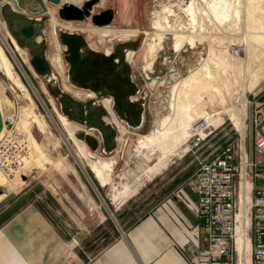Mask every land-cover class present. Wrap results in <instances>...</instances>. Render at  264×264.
Segmentation results:
<instances>
[{"label": "rangeland", "instance_id": "1", "mask_svg": "<svg viewBox=\"0 0 264 264\" xmlns=\"http://www.w3.org/2000/svg\"><path fill=\"white\" fill-rule=\"evenodd\" d=\"M8 1L15 10L28 15L30 13L29 8H31L32 4L36 3V0L35 2H32V0ZM189 1L190 0H103L98 6H93V12L100 11L107 7H111L114 10L113 19L109 25L140 30L138 34L129 38H140V41L135 49H129L133 51L134 54L133 58L128 61L133 79L138 84L140 90L147 89L145 85L146 73L150 77L158 75L166 79L165 86H160L158 89H155L153 96L146 98L145 120L142 127L136 130L128 128V131L124 134L118 133L117 136L120 135V139L116 141V148L113 152L104 154L100 149L98 150L100 156L113 158L112 172H110L111 180L106 184H100L94 177L89 166L81 158L79 159L87 173L88 170L91 173L87 175L79 168L75 159L76 157H74L64 139L67 136V129L60 126L56 117V112L60 111L58 103L48 92L44 78L37 74L30 65L28 51L24 49L26 54L20 49L10 51L0 35V44L12 63L11 66L13 71L11 77L0 69V82L2 84L1 102L3 110L4 112H17L18 124L20 125V111L25 102L30 103V99L28 98V95H30L31 100H33L32 106L34 111L39 118L44 119L48 124L45 129V135L38 127L35 125L32 126L33 136L35 140L44 147L45 152L53 159V161L47 163L45 167L33 166L27 169L26 172L21 173L19 189L17 191L8 192L2 198L0 201V212L8 210L12 206L15 207L16 204H18V208H20L26 203L34 202L48 215V217L61 222L69 231L66 232L68 236L72 237L76 235L74 239L78 244H81V236L84 235L85 238L82 240L86 241L84 251L86 254L93 253L105 242V234L102 232H112L111 235L116 232H124L132 220L138 219V217L142 215L143 196L145 194L144 189H146L150 181H153L157 176L174 165H182L190 168L196 166L195 163L191 162L193 161L192 152L181 154V148H184L183 144L182 147L179 148L180 150H178V153L171 154L168 157L164 167L147 175L146 169L156 161L158 151L156 150L153 154L151 153L149 158L143 154L144 152H146V154L149 153L145 148L142 149L143 153L142 151H137L138 137L155 129L158 118L171 112V108L168 106L170 85L181 76L183 77L186 75L190 70L189 68L192 69L199 65L198 62L201 57L206 54V42L197 43L194 47L184 46L183 50H173L171 48L173 43L172 35L168 32L163 37L161 45L157 50L156 57L150 64V67L145 66L150 60L149 54L146 55L145 53L147 47L146 43L150 38L149 36H151L150 34L157 31L156 27L153 28L152 25V21L156 18V11H161L163 5H169L174 12L169 14V16L167 13L165 14L168 16L169 23L175 22L179 25L182 24L181 27L175 26L171 30L180 32L184 30L187 25L189 16L185 13L183 7L187 5ZM245 1L246 0H240L239 8L243 6ZM1 2H3V0H0V4ZM45 2L43 1V3L46 4L44 7L42 2L40 3L42 9L38 10L42 12L41 14L48 13L50 15V20L52 17V8L49 5L50 3ZM258 3L264 6L263 0H260ZM197 5H199V2ZM46 6L49 7L47 8ZM263 10L264 9H262V11ZM53 15L57 20H60L56 13H53ZM185 15L187 16L186 21L184 20ZM0 18L3 20L1 15ZM49 20L45 24L47 42L46 55L48 57L50 54L51 63L55 67H58V62L55 63L52 58L54 53L52 47H50L52 42L50 33L55 34L61 50L63 44L60 40L59 30H74L81 32L93 47L102 52H104V49L107 47H110L112 51L114 44L120 41V39L110 35L105 36L103 42H99L98 33L91 32L89 28L94 25L90 18L83 21H69L71 24L80 25L74 28H65L58 24L53 26ZM215 25L216 28H214V32L224 31L220 27H217L218 25L216 22ZM115 27H113V29H116ZM1 31L5 35L9 34L5 23L1 26ZM229 32L239 34L240 32H244L243 23L239 25L238 29L230 30L226 28L225 34L227 36L232 35L228 34ZM221 33L216 32L218 36V38H216L217 42H221L225 39V36L221 35ZM221 45H228L227 51L231 58L243 55L244 44L234 40L228 42L225 39ZM234 46L239 47L240 52L238 55H232L230 53V47ZM61 50H59V53L63 60V76H59L55 68L51 66L58 76L60 85L63 86L62 83H67L65 80L67 63L63 59V52ZM263 77L264 76H262V78ZM246 78L248 79L249 77ZM16 81H18L19 84H17ZM253 90L248 92L247 90L245 91L247 97L245 117L247 136L250 134V124L248 123L250 103L248 95ZM68 93L70 92L68 91ZM70 94L73 96L72 93ZM77 99L83 100L87 98ZM50 115H52L54 121L51 119ZM106 116L110 119L109 113H107ZM223 116L224 123L215 130L216 134L214 136L210 137L201 148L197 149L198 152H203V155H206L213 149H219L225 141L236 136V129L242 131L243 128L236 127L226 114H223ZM71 126V124L68 125L69 128ZM84 129V126H79V130ZM187 154L190 155L186 160H183V157ZM55 160H60L61 164L56 166L54 164ZM22 174L25 175V178L22 177L23 179L21 178ZM91 180L95 187L91 184ZM95 181L99 184V188L96 186ZM125 184L130 187L136 186V189L122 203H117V201L112 199L113 187L120 190ZM102 199L106 204H103L104 202H102ZM107 209L114 215L115 222L110 218ZM129 212H131L130 215H128ZM116 213L120 214L119 220L116 218ZM107 219L113 221L114 230L107 224ZM102 228L104 231H101Z\"/></svg>", "mask_w": 264, "mask_h": 264}, {"label": "bare ground", "instance_id": "2", "mask_svg": "<svg viewBox=\"0 0 264 264\" xmlns=\"http://www.w3.org/2000/svg\"><path fill=\"white\" fill-rule=\"evenodd\" d=\"M71 1L76 4L82 2V0ZM102 1L99 0L94 6H98ZM259 1L246 0L243 6L239 8L240 0H190L183 7V10L189 17L185 26L186 28L180 32L171 30L175 26L181 27L182 24L169 23L168 16L174 13L169 5H163L161 11H156V18L152 21V25L153 28L156 27L157 31L150 34L151 36H149L150 38L146 43L145 53L150 56L149 62L145 65L146 67H150V64L154 61L163 37L168 32L172 35L173 43L171 48L175 51L181 50L184 46L194 47L197 43L201 42L207 43V51L198 62L199 65L192 69L189 68L190 70L188 69L189 72L186 75L181 76L170 85L168 106L171 108V112L158 118L155 129L138 137L137 151L141 152L145 148L149 153L146 154L143 151L142 153L148 158L151 153L153 154L154 151H158L156 161L146 169L147 175L164 167L168 157L171 154L178 153L179 148L182 147L189 135V127L192 121L197 118L204 117L208 124L217 126L223 121V114H226L236 127L244 129L247 101L245 91L252 90L262 76H264V10L262 11L264 6L259 4ZM198 2L199 5H197ZM54 9L52 10V17L49 20L53 26L55 24L65 28L80 26L71 24L69 21L57 20L53 15L55 13ZM166 13L168 16L165 15ZM186 18L187 16L185 15V21ZM215 22L218 25L217 27L224 30H221L222 33L221 31L216 32L225 36L228 42L234 40L244 44L243 55L231 58L227 51L228 45H221L225 39L221 42L216 41L218 36L214 32V28H216ZM242 23L244 32H240V34L229 32L228 34L232 35L228 36L225 34L226 28L230 30L238 29ZM3 25L4 21L0 18V35L7 48L10 51L14 49L24 50L18 46L9 34H3L1 31V26ZM112 26L109 24L101 26L93 25L89 28L91 32L98 33L99 42H103L104 37L110 35L120 40L129 39L140 31L136 28L113 26L116 30ZM56 45L60 48L58 42H56ZM104 52L110 53L111 48L107 47L104 49ZM133 54V51L128 50L126 52V60L130 61L133 58ZM52 58L55 63L58 62V67L52 65L50 60L49 62L59 76H63V60L60 53L58 52ZM11 65L10 59L0 44V69L12 77L13 71ZM246 77L249 78L247 79ZM16 82L19 84L18 81ZM62 85L75 98L94 97L92 91L76 89L68 85V83H62ZM1 87L2 84L0 82V110L4 116L1 102ZM28 98L30 99V103L25 102L22 105L20 125L18 124L26 134L28 154L23 158V161H21L14 172L6 174L0 170V188L2 189L0 201L8 192L19 189L21 173L26 172L27 169L33 166L45 167L47 163L53 161L49 154L45 152L44 147L33 136L32 126L38 127L45 135V129L48 124L44 119L39 118L34 111L32 106L33 100H31L30 95H28ZM100 102L111 113V119L116 122L114 112L110 107V99L104 97ZM50 117L53 120L52 115ZM56 117L60 126L67 129V136L63 138L74 157L81 158L86 162L100 184L108 183L111 180L110 171L112 170L113 158L98 156L97 160L90 159L91 151L85 142L76 136L79 126L68 120L60 111L56 112ZM70 124L72 126L69 128L68 125ZM116 124L120 133L126 131V128L121 124L118 122ZM4 128L5 122L3 120L0 136ZM183 149L181 148V150ZM54 164L59 166L61 164L60 160H55ZM135 189L136 186L130 187L127 184L123 185L120 190L113 187L112 199L117 201V203H122Z\"/></svg>", "mask_w": 264, "mask_h": 264}, {"label": "built area", "instance_id": "3", "mask_svg": "<svg viewBox=\"0 0 264 264\" xmlns=\"http://www.w3.org/2000/svg\"><path fill=\"white\" fill-rule=\"evenodd\" d=\"M3 2H8L14 9L8 0ZM230 51L233 55L240 52L239 47L235 46L230 47ZM153 77L157 81L162 78L145 74L146 98L153 96L155 92V88L148 89V81ZM104 97L110 99L111 107V98ZM259 104L256 102V106ZM105 111L102 117L105 122L111 121L117 130L118 122L126 128L125 132L128 131V127L119 121L115 113L116 122L111 119V113L106 109ZM107 113L110 119L107 118ZM263 114L264 112L255 113L252 119L254 125ZM2 117L5 128L0 136V170L10 174L28 154V143L26 134L18 126L17 112L5 111ZM223 123L224 121L213 126L204 117L192 121L184 149L181 150L182 155L192 152L193 161L196 162L197 167L187 177L186 186L195 194L194 212L203 221L198 230L201 243L193 249L187 261L189 264H264V123L261 125V132L256 130L252 136L253 149L263 159L261 164L248 156L246 124L243 131L236 129V136L225 141L219 149H213L206 155L198 152L197 149L214 136L215 130ZM84 131L100 142L96 132L86 128ZM119 139L116 136V141ZM90 151V159L97 160L100 156L98 150ZM255 178H261L262 182L252 184L249 181ZM68 245L73 249L79 244L72 236Z\"/></svg>", "mask_w": 264, "mask_h": 264}, {"label": "crops", "instance_id": "4", "mask_svg": "<svg viewBox=\"0 0 264 264\" xmlns=\"http://www.w3.org/2000/svg\"><path fill=\"white\" fill-rule=\"evenodd\" d=\"M43 1L36 0L29 15L41 14L38 9L46 5ZM50 35L55 57L60 48L55 34ZM48 58L51 62L50 54ZM253 89L248 95L250 134L246 145L248 156L261 164L263 159L252 145L256 131L252 119L255 113L264 112V77ZM256 102L260 104L256 106ZM185 168L174 165L167 173L177 170L175 173L168 175L165 171L150 181L144 189L142 215L124 232H110L111 240L93 253H85L84 235L81 234V244L71 249L70 236L66 234L69 231L61 222L48 217L34 202L22 205L0 225V264H189L187 258L201 243L198 230L203 221L194 212L196 197L186 186L192 172L181 173L188 170ZM249 181L259 184L262 179Z\"/></svg>", "mask_w": 264, "mask_h": 264}, {"label": "water", "instance_id": "5", "mask_svg": "<svg viewBox=\"0 0 264 264\" xmlns=\"http://www.w3.org/2000/svg\"><path fill=\"white\" fill-rule=\"evenodd\" d=\"M45 1L53 5L57 17L62 21H83L90 18L94 25L101 26L108 25L114 15L111 7L93 12L94 4L99 0H82L79 4L71 0ZM0 15L7 26L9 35L19 47L28 51L30 65L44 78L48 92L56 99L60 112L73 123L95 131L99 135L100 142L87 131H76L77 138L84 141L90 150L100 149L104 154H109L116 148L118 130L111 121L105 122L102 118L106 111L99 99L104 96L111 98V108L119 121L134 130L142 127L145 120L147 91L140 90L125 58L126 51L135 49L140 38L117 41L113 50L106 54L93 47L81 32L59 30L63 44V59L67 63L66 82L73 88L92 91L95 94L94 97L80 100L60 85L58 76L46 55L45 24L50 15L44 13L31 16L13 9L8 2L1 4ZM164 83V79L157 81L153 77L148 81V89L163 86ZM263 123L264 114L255 125L257 131L261 132ZM2 126L3 118L0 110V130ZM76 162L88 175L78 158ZM22 177L25 178V175ZM90 182L95 187L92 180ZM1 190L0 188V192ZM102 202H104L103 199ZM107 210L110 218L115 222L114 215L109 209Z\"/></svg>", "mask_w": 264, "mask_h": 264}, {"label": "trees", "instance_id": "6", "mask_svg": "<svg viewBox=\"0 0 264 264\" xmlns=\"http://www.w3.org/2000/svg\"><path fill=\"white\" fill-rule=\"evenodd\" d=\"M190 154H187L186 156H184L183 158V160H186L187 159V157L189 156ZM191 162H193V163H195L196 164V162H194V161H191ZM181 166V165H180ZM195 167H197V166H194V168L193 167H187L186 166V168L185 169H188V170H184V171H182L181 173H183V174H188V171L189 172H193L194 171V169H196ZM192 169H193V171H192ZM177 171V170H176ZM175 171V172H176ZM167 172H169V170L167 171L166 170V173ZM174 171L172 172V173H175ZM88 173H91L89 170H88ZM172 173H170V174H172ZM168 175H170L169 173H167ZM95 184H96V186L99 188V184L97 183V181H95ZM19 208H18V204H16L15 205V207L14 206H12L11 208H9L8 210H6V211H2V212H0V225L1 224H3L16 210H18ZM131 214V212H129L128 213V215H130ZM116 218H117V220H119L120 219V214H117L116 213ZM137 221V219H134V220H132L130 223H129V225H131V224H133V223H135ZM107 224H109V227L110 228H112V230H114V224H113V221L112 220H110V219H107ZM101 231H104V229L102 228L101 229ZM105 238H106V240H105V242H108V241H110L111 240V236H110V232H105Z\"/></svg>", "mask_w": 264, "mask_h": 264}, {"label": "flooded vegetation", "instance_id": "7", "mask_svg": "<svg viewBox=\"0 0 264 264\" xmlns=\"http://www.w3.org/2000/svg\"><path fill=\"white\" fill-rule=\"evenodd\" d=\"M41 15H42V14H41ZM160 79H161V78H160ZM160 79H159V80H160ZM162 79H164V80H165V83H164V85H163V86H165V84H166V79H165V78H162ZM159 80H158V81H159ZM163 86H162V87H163ZM159 87H160V86H158V87H157V88H155V89H158Z\"/></svg>", "mask_w": 264, "mask_h": 264}]
</instances>
